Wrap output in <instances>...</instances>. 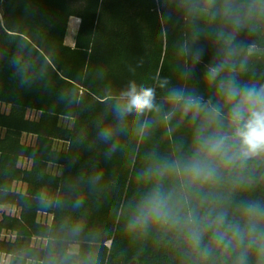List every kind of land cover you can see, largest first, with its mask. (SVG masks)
<instances>
[{
    "label": "trees",
    "instance_id": "obj_1",
    "mask_svg": "<svg viewBox=\"0 0 264 264\" xmlns=\"http://www.w3.org/2000/svg\"><path fill=\"white\" fill-rule=\"evenodd\" d=\"M221 79L264 85V0H0V205L15 209L0 215V264H213L188 247L187 231L264 203V159L202 192L168 166L192 156L213 106L230 134ZM132 82L153 89L156 108L121 116ZM173 90L205 110L173 103ZM158 184L181 223L130 227Z\"/></svg>",
    "mask_w": 264,
    "mask_h": 264
},
{
    "label": "clouds",
    "instance_id": "obj_2",
    "mask_svg": "<svg viewBox=\"0 0 264 264\" xmlns=\"http://www.w3.org/2000/svg\"><path fill=\"white\" fill-rule=\"evenodd\" d=\"M199 58L197 53L194 59L198 61ZM222 71L223 65L210 66L207 81L216 82ZM218 92L223 98V106L228 109L226 119L230 134L220 131L221 108L213 106L208 113L207 125L198 129L194 136L192 156L183 163L173 162L168 166L169 172L183 177L185 187L198 192L221 185L237 164L264 159V85L241 87L235 80L221 79ZM123 96L125 102L117 108L121 116L142 114L156 108L152 88H138L132 82ZM170 100L173 103L183 101L189 109L200 107L196 99L185 98L178 90L171 92ZM101 135L107 138L110 133L104 131ZM170 201L171 194L158 184L142 202L139 215L130 227L143 228L150 222L180 224L181 217ZM238 211V216L230 217L227 210L221 209L210 220L206 219L203 227H190L186 234L188 247L202 260L213 261V264L217 260L220 264H225L226 260L230 264H264V203H247ZM187 223L195 224V217L190 216Z\"/></svg>",
    "mask_w": 264,
    "mask_h": 264
},
{
    "label": "rangeland",
    "instance_id": "obj_3",
    "mask_svg": "<svg viewBox=\"0 0 264 264\" xmlns=\"http://www.w3.org/2000/svg\"><path fill=\"white\" fill-rule=\"evenodd\" d=\"M195 14L199 18H206V16H207V12L205 10H201V9H198ZM78 25H79V19L77 17H75V18L71 17L70 21H69V27H68V31H67L66 40H65L68 45H71V46L74 45L75 36H76V31H77ZM251 51L252 52H260V50L255 48V47H252ZM199 105H200V107L198 109H194V111L196 113H201V112H203L205 110V106L204 105H201V104H199ZM0 109L2 111H7L8 110V108L5 105H0ZM38 115H39V113L36 112V111H29L28 112V116L31 117V118H36V117H38ZM61 123L64 124V125H67V124L70 125L71 121H69L67 119H61ZM23 139L25 141H27V142H31L33 140L32 136H27V135H24ZM56 146L58 148L65 149L67 144L63 143V142H56ZM21 164L23 166H27L28 162L23 160V161H21ZM53 170L55 171V169H53ZM45 194L47 196H53V197L55 196V192H52V191H47ZM4 212L5 213H14L15 209L10 207V206H8V205H0V215L2 213H4ZM71 250L72 251H76L77 250V246L76 245H72L71 246Z\"/></svg>",
    "mask_w": 264,
    "mask_h": 264
},
{
    "label": "water",
    "instance_id": "obj_4",
    "mask_svg": "<svg viewBox=\"0 0 264 264\" xmlns=\"http://www.w3.org/2000/svg\"><path fill=\"white\" fill-rule=\"evenodd\" d=\"M132 264H134V263H132Z\"/></svg>",
    "mask_w": 264,
    "mask_h": 264
},
{
    "label": "bare ground",
    "instance_id": "obj_5",
    "mask_svg": "<svg viewBox=\"0 0 264 264\" xmlns=\"http://www.w3.org/2000/svg\"><path fill=\"white\" fill-rule=\"evenodd\" d=\"M75 18V17H74Z\"/></svg>",
    "mask_w": 264,
    "mask_h": 264
}]
</instances>
